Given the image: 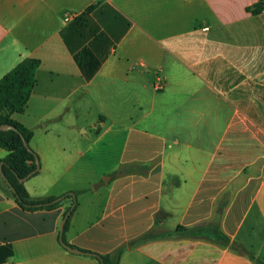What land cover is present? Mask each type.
Masks as SVG:
<instances>
[{"label":"crops","instance_id":"obj_1","mask_svg":"<svg viewBox=\"0 0 264 264\" xmlns=\"http://www.w3.org/2000/svg\"><path fill=\"white\" fill-rule=\"evenodd\" d=\"M256 1L0 0V77L39 60L11 114L39 162L24 186L34 200L61 197L25 210L0 180V247L12 248L0 264H97L59 241L74 190L62 240L81 251L181 225L192 231L126 247L118 264H254L232 245L264 262V9H246ZM218 32L241 46H217ZM248 71L258 78L238 75ZM130 163L147 167L118 173Z\"/></svg>","mask_w":264,"mask_h":264},{"label":"trees","instance_id":"obj_2","mask_svg":"<svg viewBox=\"0 0 264 264\" xmlns=\"http://www.w3.org/2000/svg\"><path fill=\"white\" fill-rule=\"evenodd\" d=\"M90 7L91 6H89V8ZM246 9L253 14H257L264 9V0H257ZM38 64L39 60L37 58L25 57L0 77V124H10L14 127V129L7 130L0 129V147L4 148L7 151L6 155L0 160L1 171L6 180L9 182V185L12 186L13 190L9 188V185L2 178L1 174L0 180L4 184V190H6L8 194L14 198L16 203L25 210H32L37 208H53L59 202H50L52 200L51 198L43 200L31 199L25 189L24 181H20V178L26 177L28 173L35 169V159L37 158V154L29 146V140L32 136L31 129L24 126L20 122L13 120L11 118V114L15 112H21L25 108L29 94L35 83V70ZM22 139L27 142V147L23 145ZM146 167L147 165L145 164H124L119 168L118 173L122 174L132 172L138 169H144ZM37 170L33 174H36ZM72 193L74 200L70 214L76 206L74 195L78 193V190H74ZM38 203H41V205H38ZM69 215L63 224V240L64 231L68 225ZM189 231H192V228H186L181 225L176 226L173 231H163L160 233H155L152 230H149L135 239L122 243L108 253L99 254L89 251L83 252L94 257L97 260V264H118L119 257L126 247L132 246L149 238ZM218 238L223 243L228 242V239L220 233L218 234ZM232 246L239 253L247 255L251 260L254 261V264H264L262 260L256 258L253 254H251L248 250L242 248L241 246ZM11 254L12 248L10 244H5L0 247L1 261L6 256H10Z\"/></svg>","mask_w":264,"mask_h":264},{"label":"rangeland","instance_id":"obj_3","mask_svg":"<svg viewBox=\"0 0 264 264\" xmlns=\"http://www.w3.org/2000/svg\"><path fill=\"white\" fill-rule=\"evenodd\" d=\"M210 38H211V40L214 39L213 37H210ZM219 44H221V48H224V47H225V48H228V47H230L231 45H232V46H241V43L238 42V40H237V41L234 40V39L230 36V34L227 33V32H226V33H224V32H222V33L218 32V34H217V46H219ZM259 53H261V52H259ZM263 55H264V52H263ZM243 59H244V58H243ZM256 59L260 60V59H262V58L260 57V58H256ZM229 60H230L229 57H227V58L222 57L221 59L217 60V65H221L222 73H223L225 76H227V75L225 74V72L229 70V68H228V65H230V61H229ZM258 60H257V61H258ZM256 72H257V71H254V72L250 73V72L248 71V72H245L244 74H242V73H238V75L241 74L242 76L246 77V75L248 74L249 76H252L253 78H258V77L255 75Z\"/></svg>","mask_w":264,"mask_h":264},{"label":"water","instance_id":"obj_4","mask_svg":"<svg viewBox=\"0 0 264 264\" xmlns=\"http://www.w3.org/2000/svg\"><path fill=\"white\" fill-rule=\"evenodd\" d=\"M0 129L1 130H7V129H14V127L10 124H0ZM22 143L25 147H27V142L25 140L22 139ZM35 163H36V167L35 169H33L30 173H28V175L26 177H22L20 178V181H24L27 177H29L30 175H32L39 167V162L37 160V158L35 159ZM0 174L2 176V178L5 180V182L9 185V182L6 180V178L4 177L2 171H1V162H0ZM9 188L11 190H13L12 186L9 185ZM71 195H73V193H70ZM61 197H57V198H54L52 199L50 202H56L60 199ZM38 205H41V203H38ZM70 211L71 209H68L67 212L64 214V217L61 219V222H60V226H59V230H60V234H59V241L60 243L65 247L67 248L69 251L71 252H75V253H84L83 251L79 250V249H76L74 247H71L69 245H67L61 238V232L63 230V224L65 222V220L67 219L68 215L70 214Z\"/></svg>","mask_w":264,"mask_h":264},{"label":"built area","instance_id":"obj_5","mask_svg":"<svg viewBox=\"0 0 264 264\" xmlns=\"http://www.w3.org/2000/svg\"><path fill=\"white\" fill-rule=\"evenodd\" d=\"M163 86V80L161 79V77H157L154 84H153V87L156 89V90H160Z\"/></svg>","mask_w":264,"mask_h":264}]
</instances>
